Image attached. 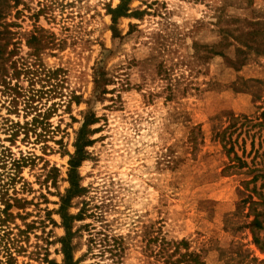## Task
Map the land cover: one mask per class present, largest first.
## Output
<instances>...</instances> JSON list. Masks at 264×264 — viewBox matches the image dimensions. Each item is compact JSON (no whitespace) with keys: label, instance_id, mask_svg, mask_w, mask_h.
Returning a JSON list of instances; mask_svg holds the SVG:
<instances>
[{"label":"rangeland","instance_id":"374dc122","mask_svg":"<svg viewBox=\"0 0 264 264\" xmlns=\"http://www.w3.org/2000/svg\"><path fill=\"white\" fill-rule=\"evenodd\" d=\"M121 3L0 0V194L21 204L5 227L26 231L15 264H64V214L76 264H115L92 255L96 232L120 238L116 264H152L156 237L206 264H264L247 227L256 214L264 248V0H126L113 20ZM2 80L54 104L39 141Z\"/></svg>","mask_w":264,"mask_h":264},{"label":"trees","instance_id":"16d2710c","mask_svg":"<svg viewBox=\"0 0 264 264\" xmlns=\"http://www.w3.org/2000/svg\"><path fill=\"white\" fill-rule=\"evenodd\" d=\"M125 3L126 0H123V3L119 4L114 10L111 11V15L113 20L117 16H121L125 12ZM14 76L16 79L19 78L21 72L25 74L28 73V70H13ZM5 77V76H4ZM2 85L12 93L11 104L12 106H16L19 103L23 104V111L26 114L28 112H33V116L29 121H26L22 126H18L22 128L24 138L28 136L29 132L33 133L35 137V141H39L41 137H44L46 133L49 132V124L47 122L50 112L53 109V105L49 106L47 109L40 111L37 105H34L37 100L35 97L41 99L42 95H45L46 92H42V90H30L24 91L22 88H19L16 84L14 86L8 87L7 83L2 80ZM27 93V94H25ZM21 98V99H20ZM21 100V101H20ZM51 109V110H50ZM85 120L84 122H86ZM84 124V123H83ZM85 125L82 126V128ZM38 129L39 132H36ZM17 130L13 132V136L17 135ZM81 136L77 140L76 151L74 157L70 160V165L73 168L78 166V162L81 160V152H82V144L80 143ZM1 162H5L7 155H3L0 152ZM24 161L23 158L12 161V166L15 168L20 167V163ZM250 182V181H249ZM247 182V183H249ZM246 183V184H247ZM78 185L74 182L71 183V188L68 191V195L66 198L62 199L61 210L65 208L67 201H69L70 196L78 192ZM247 190V189H246ZM250 200L251 198L248 197ZM0 202L3 205V208L0 209V264H15L17 256L23 251L22 247V238L25 235L26 231L21 230L19 228H15V233L11 228H6L8 226L10 218H14L13 214L10 211L12 207L21 208L20 200L13 197L4 200V194H0ZM13 202L14 204H11ZM249 206L253 205L254 202L248 201ZM256 214L253 216V219L248 223L247 227L251 233L253 242L258 246L261 251H264L263 246L260 243V238L258 237V231L261 230V224L256 218ZM63 224L66 230V235L60 240L62 244V253L64 256V264H76L72 261V257L70 255L71 246L69 244V227L67 226L69 220L75 218L70 215L64 214L62 217ZM33 224H25V228H30ZM102 235V237H99ZM89 248H96L97 251H92V255H99L100 257L107 255L112 263H118L121 258V254L124 252L123 245L121 243L120 238H108L107 236L96 232L95 234L89 233L88 238ZM145 250L147 252V256L152 259V264H206L204 258L202 257L200 252L190 251L187 243L183 240L181 241H168L163 237L159 238H149L147 245L145 246ZM50 263V262H49Z\"/></svg>","mask_w":264,"mask_h":264}]
</instances>
